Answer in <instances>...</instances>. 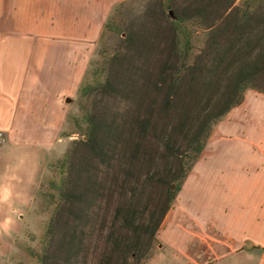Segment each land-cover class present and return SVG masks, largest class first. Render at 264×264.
Masks as SVG:
<instances>
[{
  "label": "trees",
  "instance_id": "trees-1",
  "mask_svg": "<svg viewBox=\"0 0 264 264\" xmlns=\"http://www.w3.org/2000/svg\"><path fill=\"white\" fill-rule=\"evenodd\" d=\"M170 7L157 33L128 31L132 58L66 155L40 264H140L214 123L246 89L264 93V0ZM187 21L205 32L194 54L179 38Z\"/></svg>",
  "mask_w": 264,
  "mask_h": 264
},
{
  "label": "crops",
  "instance_id": "crops-1",
  "mask_svg": "<svg viewBox=\"0 0 264 264\" xmlns=\"http://www.w3.org/2000/svg\"><path fill=\"white\" fill-rule=\"evenodd\" d=\"M122 0H0V152L31 190L90 50ZM160 239L187 264L264 262V93L246 89L212 127Z\"/></svg>",
  "mask_w": 264,
  "mask_h": 264
},
{
  "label": "rangeland",
  "instance_id": "rangeland-1",
  "mask_svg": "<svg viewBox=\"0 0 264 264\" xmlns=\"http://www.w3.org/2000/svg\"><path fill=\"white\" fill-rule=\"evenodd\" d=\"M172 15L170 0H122L112 8L90 50L77 90L62 95V128L39 160V174L31 190L19 188L17 180L25 176L23 171L9 167L10 158L0 155V264H40V256L50 249L51 218L62 203L66 155L74 141L86 138L90 114L107 106L111 87H104V82L119 77L127 68V61L132 58V45L126 41L128 31H135L137 40L143 39L150 32L157 33L158 26ZM179 34L192 54L203 45L205 32L192 22L180 24ZM13 146L7 131L0 128V152L17 151ZM183 181L140 264H187L179 261L177 252L170 250L159 236Z\"/></svg>",
  "mask_w": 264,
  "mask_h": 264
},
{
  "label": "clouds",
  "instance_id": "clouds-1",
  "mask_svg": "<svg viewBox=\"0 0 264 264\" xmlns=\"http://www.w3.org/2000/svg\"><path fill=\"white\" fill-rule=\"evenodd\" d=\"M262 264H264V262H262Z\"/></svg>",
  "mask_w": 264,
  "mask_h": 264
}]
</instances>
